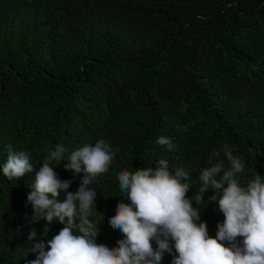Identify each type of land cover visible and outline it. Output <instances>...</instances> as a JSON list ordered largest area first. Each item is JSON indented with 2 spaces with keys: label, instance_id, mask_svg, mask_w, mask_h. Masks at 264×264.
I'll return each instance as SVG.
<instances>
[{
  "label": "trees",
  "instance_id": "1",
  "mask_svg": "<svg viewBox=\"0 0 264 264\" xmlns=\"http://www.w3.org/2000/svg\"><path fill=\"white\" fill-rule=\"evenodd\" d=\"M99 138L118 151L90 185L97 241L122 235L107 221L118 170L160 158L189 172L186 195L214 236L223 217L206 202L211 190L195 202L209 154L226 143L245 162L242 184L264 179V0H0V163L10 147L34 165L18 180L0 176V264L34 259L28 233L39 241L62 227L26 203L48 152L61 144L66 158ZM64 163L54 171L74 191L79 174Z\"/></svg>",
  "mask_w": 264,
  "mask_h": 264
},
{
  "label": "clouds",
  "instance_id": "2",
  "mask_svg": "<svg viewBox=\"0 0 264 264\" xmlns=\"http://www.w3.org/2000/svg\"><path fill=\"white\" fill-rule=\"evenodd\" d=\"M155 143L168 151L174 149L165 136L157 137ZM65 151L61 144L50 150L27 186L26 203L35 220L46 224L55 220L62 227L50 239L39 241L30 231L27 242L34 259L25 264H162L164 253L171 256L170 264H264V179L255 174L242 184L245 162L228 144L209 154L207 166L200 168L197 177L195 202L200 203L211 190L206 202L223 217L214 236L208 234L200 209L186 195L191 186L189 172L170 170L167 160L160 158L155 167L135 171L122 167L116 173L121 196L107 217L109 225L122 234L114 246L96 240L97 224L103 217L90 218L98 213L97 190L90 185L108 172L118 148L99 138L72 150L66 158ZM30 155L9 147L0 163V176L12 181L31 173ZM62 161L72 178L79 174L74 191H69L72 180H61L54 171Z\"/></svg>",
  "mask_w": 264,
  "mask_h": 264
}]
</instances>
